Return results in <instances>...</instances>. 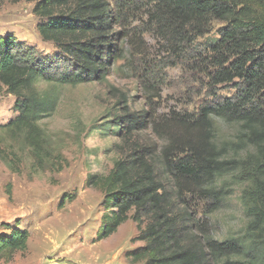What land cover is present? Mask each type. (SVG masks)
Returning a JSON list of instances; mask_svg holds the SVG:
<instances>
[{
    "label": "rangeland",
    "instance_id": "374dc122",
    "mask_svg": "<svg viewBox=\"0 0 264 264\" xmlns=\"http://www.w3.org/2000/svg\"><path fill=\"white\" fill-rule=\"evenodd\" d=\"M152 1L108 0L118 19L113 29L118 33V51L103 79L74 85L38 84L58 98L54 112L39 120L49 152H60L57 163L50 156L39 164L22 142L0 129L5 157L0 161V232L5 231L2 225L18 221L29 235L25 252L0 264H132L126 253L143 245L137 239L136 224L127 220L107 238L95 240L104 194L86 185L87 177L106 175L113 162L134 145L144 148L160 170L165 148L175 153L200 137L217 143L234 137L237 126L220 118L196 122L212 92L223 96L233 92L226 85L210 88L205 69L197 67L198 45L216 37L222 23L213 22L203 38L192 40L189 35L185 39L162 13L155 14ZM33 6L28 1L0 0V33L33 47L58 78L72 64L52 42L41 38ZM14 104L15 97L2 89L0 125L17 115ZM125 112L144 116V128L124 135L102 126ZM159 177L172 203L183 211L179 215L183 237L220 242L244 237L243 185L224 176L216 183L224 193L217 201L185 192V184L180 190L183 198H178L177 182L166 175Z\"/></svg>",
    "mask_w": 264,
    "mask_h": 264
},
{
    "label": "trees",
    "instance_id": "16d2710c",
    "mask_svg": "<svg viewBox=\"0 0 264 264\" xmlns=\"http://www.w3.org/2000/svg\"><path fill=\"white\" fill-rule=\"evenodd\" d=\"M12 1L34 3L32 12L40 19L38 33L44 41L52 42L73 68L54 78L48 60L38 56L33 47L0 33V92L5 89L15 97L17 111L0 129L13 141L22 142L39 164L50 156L57 163L60 152H49L39 120L54 112L58 98L51 89H39L38 84L74 85L103 79L116 59L118 33L113 29L118 19L108 0ZM152 3L155 14L162 13L185 39L189 35L192 40L203 38L211 32L213 22L222 23L216 37H207L198 45L197 67L205 69L210 88L226 85L233 92L227 96L212 92L211 100L200 107L196 122L220 118L236 125L237 130L233 138L220 143L200 137L175 153L165 148L160 170L144 148L134 145L113 162L106 175L88 176L86 185L98 187L104 194L95 240L107 238L131 220L136 224L137 239L143 242L126 253L132 264H264V0ZM145 123L144 116L125 112L102 126L129 135ZM0 161H5L1 147ZM160 174L177 182L178 198H183L180 190L186 185L185 192L217 201L224 193L216 183L224 176L243 185L244 237L221 242L183 237L179 226L183 211L168 197ZM2 227L0 260L9 262L16 253L25 252L29 235L18 221Z\"/></svg>",
    "mask_w": 264,
    "mask_h": 264
}]
</instances>
